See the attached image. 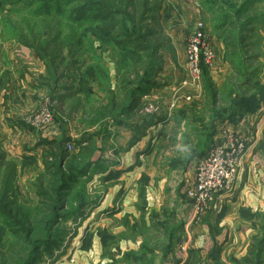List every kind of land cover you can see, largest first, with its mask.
<instances>
[{"label":"trees","instance_id":"1","mask_svg":"<svg viewBox=\"0 0 264 264\" xmlns=\"http://www.w3.org/2000/svg\"><path fill=\"white\" fill-rule=\"evenodd\" d=\"M206 1L203 3L202 0L206 12L209 16L215 15L218 1ZM262 2L264 0H244L240 6H234L235 14L247 13L250 8ZM163 9V0H0V13H10L9 19H5L6 23L12 25L10 38L31 49L45 67V73L34 87L47 90L52 97L59 94L58 99L63 103L76 95L83 96L78 98L73 107L72 118H79V111L84 106L81 102L89 105L95 102L96 110L87 115L92 118L91 126H97L99 121L105 127L111 122L114 125L121 122L134 132L136 138L133 142L136 143L145 137L147 128L166 122V118L152 114L136 116L139 111L147 108L143 98L152 90L164 86L159 77L166 65V53L172 56L175 52L173 40L165 28ZM220 9L223 12L219 13H223L224 18L215 22L213 29L224 40L225 59L233 69L229 88L235 94L239 89L242 92L237 93L236 98L230 102H220L223 103L222 108L216 109L218 100L217 93L213 91L215 84L211 78L203 81L204 90L211 97L207 94L214 125L208 138H213V142L215 128L219 124L237 125L264 105L263 84L251 80L257 75L258 68L244 70L246 56H243V52L248 47L246 36L240 34L243 27L234 30L232 27L236 24L231 14ZM14 17L19 19L13 20ZM257 18L249 17L247 25H252ZM16 22L20 25H16ZM231 28L233 30L229 31ZM234 32L236 34L232 36ZM105 52L112 55L114 75L103 58ZM206 69L204 67L203 72ZM97 86L99 91H96ZM100 93H104L105 98H101ZM95 96L101 100H94ZM173 121L178 123L179 120L174 118ZM12 123L10 126L13 129L20 127L17 122ZM65 124L67 122L64 123L65 128L63 126L64 132ZM86 133L81 138H73L68 134H63L59 139L39 136L33 146H26L27 152L20 161L10 158L0 142V258L7 253L11 254V247L1 241L13 239L24 248V259L19 264H34L41 249H50L63 237L64 232L56 235L52 226L59 225L62 218L77 219L83 211L101 205V196L95 199L84 197L70 210L69 202L65 199L70 194L71 186L90 173L95 162H100L101 155L97 156L99 149L95 135ZM70 143L77 147L76 150L68 149ZM38 149H41L39 155L35 153ZM39 156L42 168L34 180L37 201L35 206L28 207L19 199V168L26 163L36 162ZM116 165L115 162H109L107 167ZM124 171L114 170L102 179L117 178ZM46 212L48 214L45 217ZM239 212L241 218L250 223L253 234L250 235L245 254L240 257L230 256L228 260L232 264H264V210L251 211L241 207ZM154 215L151 217L152 229L143 238L139 249L126 254L125 258L129 260H122L121 264H157L155 256L159 252L162 256H177L175 247L178 242L175 245L173 234H165L162 251L147 248L149 241L155 244L160 239L158 235L165 230L159 222H154ZM182 226L184 229V224ZM98 234L105 251H111L107 243L109 236L102 229H98ZM211 236H215L213 231ZM91 241L89 236L85 242L87 248ZM222 249V244L215 240L205 256L206 261L210 259L211 263L224 264L221 259ZM190 253L193 261L186 258L182 264H195L192 262H195L197 255L196 260H202L199 255L201 249H191Z\"/></svg>","mask_w":264,"mask_h":264},{"label":"rangeland","instance_id":"2","mask_svg":"<svg viewBox=\"0 0 264 264\" xmlns=\"http://www.w3.org/2000/svg\"><path fill=\"white\" fill-rule=\"evenodd\" d=\"M199 1L201 3L202 0ZM216 1H218L216 14L209 16L205 6L203 7V3L207 1L203 0L201 8L205 18L202 21L212 27H208V30L211 35L216 36V31L213 32V24L224 18V14L219 13L223 12L220 8L231 14L236 24L232 28L237 31L242 26L240 34L247 38L248 49L243 52V56H246L244 70L258 68L257 75L251 80L253 83L259 81L264 86V2L250 8L247 13L236 16L234 6H240L244 0ZM9 14L4 11L0 13V142L3 150L10 158L20 161L17 157H22L25 154L22 153L23 151L27 152L25 149L29 143H24L23 139L21 140L18 136H24L25 132L31 133L35 141L39 136L59 139L63 134L81 138L85 137L86 132H90L89 134L95 135L97 141L99 149L97 156L101 155L100 162H95L91 172L76 181L71 186L68 197H65L69 202L70 210L77 206L79 200L81 201L84 197L95 199L101 196V205L83 211L84 213L77 216V219L64 220L62 218L59 220V225L52 226L56 235L64 232L63 237L50 249H41L34 264H121L122 260H129L125 258L126 254L139 249L143 238L152 229L151 217L155 213L154 222H159L165 230L158 235L160 239L155 244L152 240L149 241L147 248L162 251L165 234L168 233L167 236L173 234L175 245L178 242L175 247L177 254L183 253V256L193 261L190 253L191 249H195L193 231L196 226L204 222V218L187 227L192 213L184 188L188 179L193 177L197 158L206 153L213 142V138L209 140L208 135L214 128L211 118L212 107L208 103V97H211L207 91L205 92L203 81L205 78H211L215 84L213 91L217 93L218 100L216 109L222 108L223 103L220 102H230L236 98L237 93L242 92L239 89L235 94L229 88L233 69L225 59L224 40L221 39L224 44L221 57H217L215 65L202 73L200 87L196 91L197 97L190 101L185 100V91H180L179 94L174 93L176 85L172 92L155 93L149 100L146 99L147 96L143 98L147 108L139 111L136 116H143L147 113L155 117L166 118V122L147 128L145 137L136 143L133 142L136 138L134 132L121 122L115 125L111 122L105 127L99 121L97 126H91L92 118L90 119L87 115L96 110L95 102H90V105L87 102H81L84 106L79 111V118H72L73 107L78 102V98H83V96L76 95L63 103L58 99L59 94L52 97L47 90L34 87V84L39 82V77L45 73V67L31 49L10 38V33L13 31L12 25L5 21L9 19ZM252 16H258V18L252 25H247V19ZM185 18H188L187 21ZM185 18L171 14L164 19L166 31L172 38L175 48L170 58L178 70H181L179 62H183L182 59H184L183 49L189 38L188 30L194 22V17L190 18L186 14ZM16 19L19 17L13 18V20ZM18 24L20 25L16 22V25ZM232 28L229 31L233 30ZM235 34L236 32L232 33V36ZM166 55L169 54L166 53ZM111 56L110 52L103 54L111 74L114 75L115 66ZM224 66L227 67L226 71ZM235 77L239 78L238 75ZM96 91H99V86L96 87ZM100 95L101 98H105L104 93ZM94 100L101 99L95 96ZM43 107H47L53 116L51 124L45 130L38 125L39 110ZM263 108L264 105L254 114ZM174 118L179 120L178 123L173 121ZM12 122H17L21 128L12 129L10 126ZM65 122L67 124H65L66 131L64 132ZM241 122L242 120L239 123ZM223 124L215 128V135ZM67 147L71 151L77 148L72 143ZM147 151V154H139ZM40 152L41 149L35 151L38 155ZM109 162H115L118 165L107 167ZM41 168L40 156L36 162L26 163L19 168V199L28 207L35 206L37 201L34 180ZM114 170L125 171L117 178L102 179ZM114 210L116 212H113ZM41 211H43L42 208ZM47 214L48 212L44 214L45 217ZM98 229H102L109 236L107 243L108 250L111 251H105ZM89 236L92 241L90 247L87 248L85 242ZM178 238H180L179 241H177ZM185 242L187 245L182 249ZM1 243L11 247V254L7 253L0 258V264H19L24 259L22 254L24 248L18 245L19 243L13 239H3ZM245 243L242 239L233 247L227 245L221 258L223 263L232 264L228 260L230 256L240 257L245 249ZM199 255L202 260L199 258L196 260L197 255L195 262L192 263L197 264L201 260L199 264H214L210 259L206 261V255L201 253ZM181 260V257L176 255L175 257L174 255L162 256L161 252L155 256L157 264H181L182 262L178 263ZM125 264L129 263L125 262Z\"/></svg>","mask_w":264,"mask_h":264},{"label":"crops","instance_id":"3","mask_svg":"<svg viewBox=\"0 0 264 264\" xmlns=\"http://www.w3.org/2000/svg\"><path fill=\"white\" fill-rule=\"evenodd\" d=\"M201 3L199 0H163V20L166 16L169 17L171 14L172 16L176 15L180 18H185L186 14L189 15L190 18L194 17V22L188 30V35L190 36L194 30L196 22L198 20H204L205 18ZM185 19L187 21L188 18ZM206 25H208V28L209 24ZM212 42L217 57H221L224 50V44L221 38L218 37L217 33L216 36L212 35ZM185 50L186 44L183 49V62H179L181 70L176 68L170 55H166V65L159 77L160 82H162L164 86L152 90L147 95L146 99L149 100L155 93L160 94L164 91L172 92L177 84H180L185 80L187 76ZM169 59L171 60L169 61ZM223 68L225 71L227 70L226 66ZM198 90L199 89L193 91L183 89L182 91H185V94L191 93L194 97H197L198 95L196 91ZM235 130L247 137L248 150L244 156V163L235 191L228 196L226 195L218 199L215 203L214 209L204 216V222H202L200 226H196L193 231V233H195L194 247L195 249H201L202 255H206L213 247L215 240H217L223 246L221 253L222 258L227 245L233 247L235 243H239L242 239L246 243L241 256L245 254L249 237L253 230L250 228V223L241 218L239 210L241 207H245L251 211L264 210V108L258 113L250 114L243 119L241 123L235 126ZM19 135H21V132H19ZM18 137L21 140L23 139L24 143H29L28 146H32L36 143L35 138H33L31 133L25 132L24 136L21 135ZM219 137L215 135L214 141H218L220 139ZM22 153L26 152L23 151ZM17 158L20 159L21 156H18ZM212 231L215 233L214 238L211 236ZM177 257H181V262H184L187 258L186 256H183V253H181V255L177 254Z\"/></svg>","mask_w":264,"mask_h":264},{"label":"built area","instance_id":"4","mask_svg":"<svg viewBox=\"0 0 264 264\" xmlns=\"http://www.w3.org/2000/svg\"><path fill=\"white\" fill-rule=\"evenodd\" d=\"M187 76L175 87L174 93L179 94L183 89H199L203 68H211L217 60L212 35L207 25L198 20L195 29L186 43ZM185 100L194 98L193 94H185ZM39 126L44 130L52 122V114L47 107L39 110ZM235 124L225 123L217 131L220 138L214 141L207 152L199 158L194 166V174L186 182L184 192L189 200L192 216L187 227L194 222H200L204 216L214 209L218 199L232 194L238 183L248 150L247 137L235 130ZM187 245L185 242L182 249Z\"/></svg>","mask_w":264,"mask_h":264}]
</instances>
